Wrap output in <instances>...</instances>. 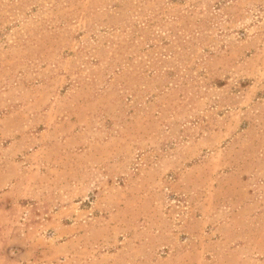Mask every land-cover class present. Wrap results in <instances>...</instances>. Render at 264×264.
Listing matches in <instances>:
<instances>
[{
	"label": "rangeland",
	"instance_id": "1",
	"mask_svg": "<svg viewBox=\"0 0 264 264\" xmlns=\"http://www.w3.org/2000/svg\"><path fill=\"white\" fill-rule=\"evenodd\" d=\"M0 264H264V0H0Z\"/></svg>",
	"mask_w": 264,
	"mask_h": 264
}]
</instances>
